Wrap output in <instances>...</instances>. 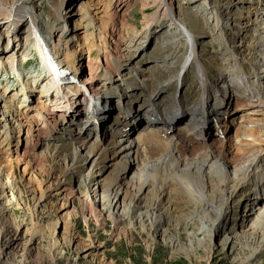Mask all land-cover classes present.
Here are the masks:
<instances>
[{
	"label": "rangeland",
	"instance_id": "obj_1",
	"mask_svg": "<svg viewBox=\"0 0 264 264\" xmlns=\"http://www.w3.org/2000/svg\"><path fill=\"white\" fill-rule=\"evenodd\" d=\"M53 2L60 0L24 3L37 16L50 49L75 30L71 50L83 72L74 74L66 64L56 71L66 81L71 75L70 85L79 84L83 90L66 87L65 80L61 86L52 84L31 42L29 20L17 37L12 36L14 45L7 52L6 38L1 36L6 23H0V178L9 183L5 193L0 192V205L5 207L0 211V264H264V198L260 209L250 211L264 193V178L260 184L255 176L244 180L232 197L220 195L207 209L210 215L197 213L191 196L180 188L169 186L155 198L152 182L144 185L133 210L126 205L129 200L123 201L124 194L116 205V199L111 206L102 200L103 180L119 157L118 137L135 144L136 168L148 170L152 165L153 152H145V145L136 140L139 125L150 127L159 120L156 129L162 137L175 135L194 145L206 142L209 148L227 137L231 155L247 147L252 130L264 139V114L256 111L260 95L245 85L257 77L264 85L260 51L264 40H256L262 29L255 30L264 0H65L66 20L56 17ZM84 2L86 12L80 10ZM169 3L181 14V22L169 16ZM233 14L238 23L231 24ZM192 17L204 27L202 34L189 30L198 38L196 54L208 74V97L201 94L202 85L190 63L180 68L167 54L166 46L172 42L167 37L176 29L180 33L179 26L186 29ZM179 38L181 44L174 43L172 49L182 54L189 37L181 33ZM141 40L145 42L137 48ZM115 54L123 56L121 70L115 67ZM109 70L117 74L107 83ZM80 76L90 77L100 88L97 118L88 109L94 92L84 97L86 83L79 82ZM171 80L176 83L169 85ZM154 87L162 89L155 98L150 96ZM242 89L247 90L243 96ZM71 92L80 102L78 116L65 112L69 99L63 97ZM244 101L236 111L235 103ZM223 103L231 108L226 111ZM195 112L206 118L204 134L190 142V135L178 128L193 121ZM164 114L171 118L167 126H174L167 132L160 122ZM117 127L123 132L118 133ZM83 140L107 147L111 158L104 161L83 146L73 159L71 153ZM87 153L81 167L71 166ZM259 169L264 172V162ZM86 198L102 212L86 206Z\"/></svg>",
	"mask_w": 264,
	"mask_h": 264
},
{
	"label": "bare ground",
	"instance_id": "obj_2",
	"mask_svg": "<svg viewBox=\"0 0 264 264\" xmlns=\"http://www.w3.org/2000/svg\"><path fill=\"white\" fill-rule=\"evenodd\" d=\"M26 1L28 0H0V23L2 21L6 23L5 34L3 35L1 34L3 38H6V43H5L6 49L5 50L3 49V50L7 52L10 44L14 45L15 40L12 38V36L15 35V37H17L21 29L23 28V26L29 20L30 28H31L30 35L31 34L33 35L31 42L38 50L41 56V59L43 61L45 72L46 74H48V77H50V79L52 80L51 81L52 84H54V81H56L57 85L61 86V82L65 80L64 85H66V87H69V88L74 87L73 88L74 91L83 90L84 87H80L79 84H75L73 86L70 85L71 83L70 81H72L71 75L63 74V75H67L68 79L70 80V81H66L67 79L62 78V76L59 75L58 72L56 71L59 65L63 66V64H66L69 67V69L73 71L74 74L83 72V70H80L79 68H77L76 55H75V52L71 50L72 49L71 44L73 42V40L71 39L74 38V35H76L75 30L74 31L71 30L69 34L67 35L65 34V38L59 39L58 43L55 44L54 47L50 49V46L48 45V41H49L48 36L46 33H43L41 29H39L38 27L39 20L37 19V16L33 14V10L31 11V9L27 8L26 4L24 3ZM64 1L65 0H60L59 3L53 2L52 6L55 9L54 13L56 17H58L59 19L63 18L66 20V14H63V11H62ZM86 4L88 5V3ZM168 7L171 10L169 16L173 20L181 22L182 20L181 14L175 13L170 3ZM86 9L87 8L84 2V4L81 5L80 10H83L84 12H86ZM259 9H261L262 11L256 17L255 30H257L258 32L262 29V32L258 33V39H256L262 42L264 40V5H262L261 8ZM230 19H231V24L238 23V17L236 15L233 14V16ZM150 24H151V21L148 22L147 27H149ZM78 25L79 24L77 23L75 24V26H78ZM189 29L197 30L199 31L200 34L204 33V27L202 26L200 21L197 18L192 17L186 29H183V27L179 26L178 30L180 31V33H177V29H176V30H173L171 36L167 37V39L172 41L170 44L166 46V48H168L169 50L167 54L170 53L168 56L176 59L175 62H177L180 68H184L185 66L187 67L188 64L190 63L191 68H193L195 72L197 73L196 77L199 79L202 85L200 89L201 94L205 97H208V92L206 91L207 90L206 86L209 80L208 74L204 70L205 68L203 66V63L200 61L198 55L196 54V41L198 38L196 34L192 33L191 30ZM181 33L189 37L188 38L189 42L186 47L187 50L182 54H177V52H174V49L172 48L174 47V43L176 42H177V45L181 44V42L179 41L180 39L179 37ZM223 36L225 37V34H223ZM77 41H78V38H77ZM144 42L145 40L139 41L137 48L138 47L141 48ZM55 47H58V48H55ZM60 50L62 51L61 55H59ZM260 51L264 58V46H262ZM106 52H107V48H106ZM113 56L115 57V60H116L115 67L121 70L123 66L122 54H115ZM162 56L165 57V55H162ZM233 56H234V66L237 69L238 68L237 65H239L240 63L238 62L239 60L236 57V53H233ZM88 66L92 67L90 62L88 63ZM167 68H169V66ZM90 71H91V68H90ZM116 74L117 72L112 73V71L109 70V74L106 79L107 83L110 82V79H111L110 77L115 76ZM253 75L254 74H251V77ZM18 77H21V75ZM83 77L84 76L79 77V82L86 83L84 97L85 95H88V91L90 93L94 92L93 93L94 97L89 99L90 104L88 105V109L90 110L92 115H95V117L97 118L101 110H99V108L95 106L96 104L95 102H96V97L100 95V92H99L100 88L98 87L96 88V86H94L91 83L92 81H90L89 79L90 77H92L91 75L89 78L84 79ZM259 78L260 77H257L256 81H253L250 84L245 83V85L250 90H257L258 95H260L261 100L257 102V103L259 102L260 103L256 105L257 106L256 111L257 113L264 114V85L260 82L261 79ZM175 83H176V80H173V81L171 80L168 84L173 85ZM247 88L244 87V89H247ZM49 89L50 88H48V90L46 91L47 92L50 91ZM161 90L162 89L158 90V87L152 88L150 91V96L151 97L154 96V98L157 97L160 94ZM250 90H249V93H250ZM46 91L44 90L42 92H46ZM246 91L247 90L242 89L240 94H242L243 96L246 94ZM74 93L75 92H71V94L69 95L65 93V96H64L65 98L63 97L64 100L66 98L69 99V107L68 109L65 108L66 109L65 112L66 113L68 112L67 114H70L72 116L74 115L78 116L81 112L80 102H77L78 99H75L74 95L72 96V94ZM245 103H246L245 101L242 103H235L236 111L240 109L239 107L244 106ZM253 104L254 103H249L248 105L251 106ZM223 105L226 111H228L231 108V106L226 105V103H223ZM51 111L53 112L52 109ZM166 113L167 115L172 114L170 111H165V114ZM167 115H165L164 119L160 120V122L164 123L162 126V129H164L166 132L169 131L170 129L172 130V128L174 127L170 123H168V126H167V121L171 119V118H168ZM194 115H195V118L193 119V121L187 120L183 123V125L180 128H178V130H183L184 132L190 135V138L192 139L190 142L197 140V138L203 136L204 134L203 125H204V121L206 122V118L201 117L202 112H200L199 115H198V112H195ZM152 117L153 116H151V118ZM200 118H204V120L202 121L200 120ZM44 121H46V119H44ZM117 121L120 122V119ZM158 121L159 120L153 121L155 125L150 126V127L139 125L140 132L136 137V140L137 142H139V144L145 145L146 147V149H144L145 152L148 151L150 152V154H152L151 152H153L154 154L152 155V160L150 161L152 165L148 167V170H144V168L139 169L135 167L137 164V158L133 157V155L135 154V151H134L135 144L133 143L132 140H128V138H125V136H120L118 137V140H116L115 142V146L117 145L116 152L119 153V157L115 161H113L109 173H112V170H114L113 172H118L120 170L122 171V174L119 178L112 179L113 177L109 176L107 180L106 179L103 180L102 200H106L109 206L112 205L113 200L115 199L116 200H115L114 205L118 204V201L120 200L121 195L124 194L123 201L126 202V199L129 200L130 203H127L126 205L129 209L133 207L132 208L133 210L141 196L140 192L143 189L144 185L147 184V182H152L153 183L152 195L155 198L158 197L159 191L163 192L169 186L176 188V189L180 188L181 190L185 191L187 195L191 196V199H192L191 202H193L196 212L205 213L209 207L215 206V203L219 199L220 195L227 194L228 198L234 196L238 188L242 186L241 183L244 180H250L253 178V176H255V178H258L257 183L259 184L263 183V178H264L263 173L264 172H262L261 169H259V166L261 165L262 162H264V139L258 138L259 135L255 131L252 130L251 133H248V136H251L253 138H252V141L250 142L248 141L249 143L246 144L247 147L246 146L245 148L238 147L239 152L231 155L232 153L228 149V146L226 143L228 139L227 137L223 141L220 140L218 145L212 144L213 148H209L211 146H208L206 142L201 143V145H194L193 143H188L184 141L185 138L180 139V138H177L175 135L171 137L169 136L170 138L168 136L162 137L160 135V128H157L159 130L156 129V127L159 126ZM116 131L118 133L123 132L122 128H119V127H117ZM79 145H78L79 147L78 146L77 148L75 147L73 154L71 153L73 159L75 155L79 156V148L83 146L87 149V152H89V154H91V152L96 151L97 154H100V157L104 161H107L109 158H111V155L109 154V151L107 150V147L102 146L101 144H97V143L89 144L87 140H83L81 141ZM89 154L87 153L85 157L83 156L82 157L83 160H78V159L76 161L73 160L74 164H72L71 166L76 165V167H81V162L88 160ZM149 165H146V166H149ZM239 166L240 167L242 166V170L240 171L241 173L236 170V168ZM129 174H131V176ZM90 182H92V180H90ZM8 184L9 183L7 180L5 181L4 179L0 178V192L1 193H5ZM253 187H255V185ZM260 195L261 197L257 201V204H255V206L252 209H250L251 212H253L254 208L258 207L259 202L261 201V199L264 198V193H260ZM83 201L86 204V206L89 205L90 207L94 208V210L97 213L102 212L96 207L95 203L93 202V199L86 198ZM3 208L5 207H2L0 205V211H2ZM257 209H260V207H258ZM207 212L210 215V210H208ZM219 213L221 215L222 213H224V211H222L221 209ZM111 215L114 220H118L119 217L114 212H112ZM258 217H257V220H258ZM157 218L159 219V216L155 217V219ZM257 220L254 221L255 223H257L256 225L260 223V221H257ZM83 264H88V263L84 262Z\"/></svg>",
	"mask_w": 264,
	"mask_h": 264
}]
</instances>
